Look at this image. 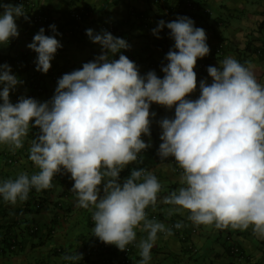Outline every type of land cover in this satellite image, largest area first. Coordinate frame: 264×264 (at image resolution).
Wrapping results in <instances>:
<instances>
[{"label":"clouds","instance_id":"9594fccd","mask_svg":"<svg viewBox=\"0 0 264 264\" xmlns=\"http://www.w3.org/2000/svg\"><path fill=\"white\" fill-rule=\"evenodd\" d=\"M0 45L18 37L17 18L29 19L22 4H0ZM170 29L174 49L165 56L159 78L155 71L141 75L137 65L120 54L128 42L106 30H85L101 53L81 69L65 73L54 95L40 102L10 92L23 83L0 64V145L13 152L24 146L32 128L28 159L38 171L21 172L0 182V197L9 205L28 199L29 192L53 187L57 174H70L76 206L92 213L91 235L125 251L136 241L137 230L147 234L137 244L139 264H149L158 233L171 236L172 228L149 219L162 185L155 174L134 167L127 177L120 173L130 164L142 163L140 154L150 148V105L174 107L173 118L158 121L161 128L157 155L172 157L182 170L180 187L160 199L169 205L167 216L187 212L194 226L248 230L264 239V85L252 66L229 56L219 66H208L211 83L199 82V97H187L197 88L194 71L198 58L209 54L203 28L187 16L158 21L153 34ZM56 35V26L49 25ZM41 27L27 47L37 53L35 69L47 73L62 45ZM175 170V169H173ZM183 225L177 222L174 227ZM75 252L62 257L72 264L82 259Z\"/></svg>","mask_w":264,"mask_h":264},{"label":"crops","instance_id":"0c3cea01","mask_svg":"<svg viewBox=\"0 0 264 264\" xmlns=\"http://www.w3.org/2000/svg\"><path fill=\"white\" fill-rule=\"evenodd\" d=\"M20 0H0V4L17 5ZM37 4L58 24L55 38L62 47L57 49L51 60V67L45 74L35 69L37 53L27 47L36 34L29 20L19 17L16 20L18 37L10 38L6 45H0V64H8L11 74L23 83L18 84L10 92V100L16 103L20 96L31 97L44 102L52 98L57 81L65 73L81 69L83 63L93 61L101 53V46L93 43L86 35V29L100 33V25L106 22L113 24V30L108 31L113 36L125 39L130 48L122 49L112 56L118 59L120 54L133 61L141 75L155 71L159 78L164 73L161 67L168 61L165 59L170 49H174V40L170 37V29L164 27L157 34L152 30L157 28L160 20L171 22L177 16H187L194 21L195 27L206 32V43L210 52L197 61H206L209 66H219L225 58L231 56L245 66L251 65L257 81L264 85V58L257 50H264V0H192L193 6H185L186 0H85L91 14L85 20L84 32L79 36L68 33L70 20L68 13L77 5L76 0H25ZM134 11V14L132 13ZM3 9L0 8V13ZM219 52V53H217ZM197 76V88L187 98L195 100L199 97V82L206 80L211 83L208 73L194 68ZM40 84L43 92L35 95L34 84ZM2 87V85H0ZM150 113V137L142 136L145 143L151 140V147L141 156V161L147 171L156 175L162 185L157 206L150 211L157 213L158 221L164 223L175 219L183 222L187 241H181L178 234L172 230V235L165 238L158 233L149 264H264V239L257 238L251 228L248 230H219L214 226H194L187 220V212L167 216L169 205L160 203V199L180 185L182 170L174 163L172 157L161 161L157 155L161 128L158 121L162 118H173L174 107L152 103ZM38 128H32L25 138L24 146L11 151L8 146L0 145V182L16 178L21 172L29 175L38 171L28 159L31 139L38 133ZM138 164H130L121 171V178L127 177ZM175 169V170H173ZM74 181L70 174H57L53 177V187L41 192L32 189L29 192L26 206L18 202L15 206L3 202L0 212V250L4 235H17L20 240V251L0 254V264H72L62 259L65 255L75 252L82 253V259L76 264H119L121 255L115 245H107L91 235L94 223L89 221L91 211L76 206V197L71 191ZM44 199L42 208L37 212L32 202L37 198ZM25 208V209H24ZM26 222L35 224L37 232L29 235L26 232ZM197 232L189 234V228ZM147 234L137 230L136 241L133 243V259L131 264H139L141 259L137 244L145 239ZM236 245L242 250V256L231 255L228 247Z\"/></svg>","mask_w":264,"mask_h":264},{"label":"built area","instance_id":"2783aa9c","mask_svg":"<svg viewBox=\"0 0 264 264\" xmlns=\"http://www.w3.org/2000/svg\"><path fill=\"white\" fill-rule=\"evenodd\" d=\"M77 5L72 7L68 13V18L70 20V23L67 25L68 26V33L72 36H79L83 34L84 32V23L85 20L90 16L91 14V9L90 7L85 3V0H76ZM18 4H22L25 11L27 12V15L29 17V22L30 24L34 27L36 33L39 31L41 27L45 29L44 34L45 35H54L56 36L55 33L51 31L49 28V25H55L56 30L58 32L59 26L54 22L53 18L48 15L47 12H45L41 7H39L37 4H34L31 1H25V0H20L18 1ZM17 4V5H18ZM185 6L188 8H191L193 6V1L192 0H186ZM134 14V11L132 12ZM101 30H106V31H112L113 30V24L111 22H106L100 25ZM257 54L262 56L264 58V50L259 49L257 50ZM198 68L202 70V72L207 73V67L209 66L206 62L204 61H197ZM33 90L35 95L42 93L43 87L36 83L33 85ZM146 150H144L140 155H142ZM141 158V156L138 157V159ZM141 160V159H139ZM141 168H144L147 170V167L145 165L141 166ZM146 212L148 214L149 219H156L158 220V215L157 213L150 211L148 208L146 209ZM92 221V217H91ZM93 222V221H92ZM180 222L183 226L179 229L175 228L174 225ZM168 227H171L172 230H174L177 234L178 237L180 238L181 241L186 242L188 239L186 235L184 234V224L180 220H171L167 222ZM197 232L196 228L190 227L189 228V234L193 235ZM188 243V241H187ZM189 244V243H188ZM191 245V244H189ZM232 252H237L238 247L231 245L230 246ZM118 252L121 255L120 262L119 264H131L132 259H133V244H130L127 247V250L121 251L118 249Z\"/></svg>","mask_w":264,"mask_h":264},{"label":"trees","instance_id":"16d2710c","mask_svg":"<svg viewBox=\"0 0 264 264\" xmlns=\"http://www.w3.org/2000/svg\"><path fill=\"white\" fill-rule=\"evenodd\" d=\"M219 53V52H217ZM206 62V61H204ZM207 63V62H206ZM208 64V63H207ZM209 65V64H208ZM146 152V151H145ZM143 155V154H142ZM140 155V156H142ZM141 159V158H139ZM139 168H141V166L144 165V162L142 161V163H139ZM44 199L42 198H37L36 201L32 202V206L34 207L33 209H30L29 211L30 212H37L39 211L41 208H42V205L44 204L43 202ZM25 206H26V202H24ZM2 206H3V202L0 203V212L2 211ZM25 209V208H24ZM92 217V216H91ZM90 217V218H91ZM89 218V221H91V219ZM94 223V222H92ZM25 225L27 226L26 227V232L29 234V235H35L36 232H37V229H36V226L34 223H30V222H26ZM2 242V247H1V250H0V254H5V253H16L18 251H20V240L18 238L17 235H4V237L2 238L1 240ZM233 245V244H232ZM236 246V245H234ZM238 247V246H236ZM228 251L231 255H234L236 257H241L242 256V250L238 247V251L237 252H232L231 248L228 247Z\"/></svg>","mask_w":264,"mask_h":264},{"label":"rangeland","instance_id":"374dc122","mask_svg":"<svg viewBox=\"0 0 264 264\" xmlns=\"http://www.w3.org/2000/svg\"><path fill=\"white\" fill-rule=\"evenodd\" d=\"M91 219V218H90Z\"/></svg>","mask_w":264,"mask_h":264}]
</instances>
